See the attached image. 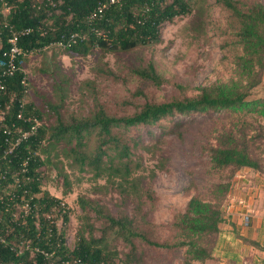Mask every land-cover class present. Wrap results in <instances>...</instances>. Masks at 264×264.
Instances as JSON below:
<instances>
[{"label": "trees", "instance_id": "obj_1", "mask_svg": "<svg viewBox=\"0 0 264 264\" xmlns=\"http://www.w3.org/2000/svg\"><path fill=\"white\" fill-rule=\"evenodd\" d=\"M2 0L0 1V62L2 52L7 47L8 29L32 28L33 31L21 38L20 45L28 51L42 49L53 43L60 46L68 55L86 56L95 47L103 51L127 53L139 47L160 42V28L165 22L190 12L188 0ZM4 2L9 7L3 15ZM221 11L226 13L228 32L233 37L236 50L235 60L242 79L229 83H216L200 87L194 97L181 95L166 102H145L136 107L131 115L117 116L107 112L101 105L85 117L66 116L59 112V105H51L54 121L44 124V114L35 104L23 103L25 96L22 81L26 75L21 70L6 79L4 90H0V229L8 244L0 246V264H62L69 258L80 259L82 264H102L111 253L105 249L103 240L86 239L78 233L77 243L72 251L64 245V228L58 229L46 216L60 201L47 191H41L40 168L45 164L59 167L69 166L79 172H90L92 179H104L100 188L110 187L120 194L124 203L139 177L133 173L139 168L131 160V147L137 142L125 139L121 130L137 126H154L161 120L189 115H209L220 112L257 113L264 116V101L247 100L250 91L260 84L264 72V6L258 0H215ZM102 7L96 16L87 21V16ZM101 34L97 36V32ZM77 33L75 43L65 46L69 35ZM233 51V49L231 48ZM234 52V51H233ZM143 63V64H142ZM132 67V74L140 80L159 88L167 81L157 71L154 61L149 60ZM1 69V66H0ZM113 75L109 71L108 76ZM179 90L182 85H175ZM59 90V88H58ZM21 114L24 120L19 119ZM28 117L39 122L37 131L19 141L20 133L29 131ZM20 132V133H19ZM246 132L232 131L217 136L216 144L204 148L207 152L212 172L230 170L232 174L243 168L264 172L258 157L251 154ZM59 168V169H61ZM64 184L69 187V176L63 172ZM12 190L5 193L7 186ZM233 181L218 182L212 185L210 193L213 201H204L193 194L184 211L177 214L172 222L175 238L170 242L151 241L128 217L112 214L107 207L96 200L79 197L78 204L89 212H94L109 229H117L126 238H139L151 246L163 248H184L180 264H204L211 258L213 238L219 235V225L226 221L223 212L224 202L232 189ZM67 191V190H66ZM65 191V192H66ZM41 194L40 197L36 195ZM28 202L30 210L23 219H14V206ZM64 223L68 216L62 217ZM205 240L202 245L201 240ZM15 241V242H14ZM39 248L40 253L30 257L24 250L16 255L15 248L21 243ZM204 242V241H203Z\"/></svg>", "mask_w": 264, "mask_h": 264}, {"label": "rangeland", "instance_id": "obj_2", "mask_svg": "<svg viewBox=\"0 0 264 264\" xmlns=\"http://www.w3.org/2000/svg\"><path fill=\"white\" fill-rule=\"evenodd\" d=\"M258 1L264 6V0ZM188 2L189 13L161 25L158 44L127 53L95 47L86 56H70L53 44L33 50L22 61L27 79L23 103L31 102L48 114L49 117L44 116V124L54 121L51 105H59V112L66 116L85 117L99 105L117 116H127L145 102H166L181 95L194 97L199 93L197 88L242 81L234 58L233 37L228 33L227 14L220 10L215 0ZM7 11L4 8L3 15ZM149 60L154 61L157 71L167 81L159 88L132 74V67ZM109 71L113 75L108 76ZM175 85H182L183 89L179 90ZM246 99L264 101V72L260 84ZM241 129L246 132L245 140L252 149L251 154L258 157L264 169V116L254 112L176 115L154 126L121 130L125 139L137 142L133 145L128 141L133 146L131 160L139 166L133 176L140 178L124 203H120V194L109 186L97 187L105 184L104 179L94 181L90 172L56 166L53 158L52 165L45 164L40 168L41 191H47L60 204L46 216L40 215L38 209L35 215L38 220L48 218L58 229L64 228V245L69 252L77 243L78 233H83L86 239H102L103 247L111 253L102 264H180L184 248L151 246L139 238H126L117 229L107 228L104 220L94 212H89L86 218V210L79 206L78 198L94 199L112 214L128 217L137 231L151 241L171 243L176 236L172 222L184 211L193 194L204 201H213L212 185L227 179L234 184L237 177V180L242 179L236 175H245L241 170L233 174L228 169L212 172L204 150L206 146L216 144L221 133L232 131L238 136ZM59 171L69 176V187L64 184ZM12 188L8 185L5 193ZM243 190L246 194L241 193ZM240 193L251 203L255 200L254 193H250L245 184ZM23 205L14 206L12 216L15 220L25 216ZM64 215L68 216L65 223ZM226 227L229 225H222L221 229V235L225 237L231 234ZM224 238L219 235L213 238L211 258L204 264H234L230 260V250L223 247ZM33 255L30 253V257Z\"/></svg>", "mask_w": 264, "mask_h": 264}, {"label": "built area", "instance_id": "obj_3", "mask_svg": "<svg viewBox=\"0 0 264 264\" xmlns=\"http://www.w3.org/2000/svg\"><path fill=\"white\" fill-rule=\"evenodd\" d=\"M2 1V0H0ZM119 0H110L109 3L113 4L115 2H118ZM4 8L9 11V7L4 2ZM102 7H98L97 11L92 12L87 16V21L90 22L95 16L96 12H100ZM7 11V12H8ZM4 27L8 29V37H7V47L2 52V58L3 60L0 62V90H4V84L3 82L8 79L9 77H12L16 72L20 71L21 68L19 64L22 63L23 59L32 51H28L27 49H24L20 45L21 38L29 35L33 29L32 28H23V29H13L9 27L8 25L4 24ZM101 33L98 31L97 36ZM78 37H85L84 35L80 36L77 33H72L69 35V38L66 41L65 46H69L72 43L76 42V39ZM52 45V44H51ZM53 45L57 46H64L62 42L53 43ZM22 86L24 88V93H27V83L25 80L22 81ZM23 116L21 114L18 115L19 119H22ZM3 117H0L2 119ZM26 120L31 122V126L29 131L20 133L19 136L16 139V145L19 143L20 140L25 139L27 136L34 134L37 131V128L39 126V122L36 118L28 117ZM241 173V172H240ZM240 176V178L243 177V175H236ZM238 179V177H237ZM235 179V181H237ZM245 196H241L234 194V192H230L224 202L223 205V212L224 217L226 220L233 218L234 216H238L240 220L241 227L243 229H247L250 227L251 224V218L253 214L252 209V203L250 201H247L246 199L242 198ZM23 206L25 207L24 213L27 214L30 210V205L28 202H23ZM8 244L6 242L5 236L3 235L1 229H0V246H4ZM20 245V246H19ZM18 245L17 248H15L13 251H15L16 255H21L24 250H28L31 253H40L41 255H44L46 258H48V255L44 253V251L40 250L39 248L31 247L28 243L21 242ZM51 264V263H50ZM62 264H82L80 259L77 258H69L64 261H62Z\"/></svg>", "mask_w": 264, "mask_h": 264}, {"label": "crops", "instance_id": "obj_4", "mask_svg": "<svg viewBox=\"0 0 264 264\" xmlns=\"http://www.w3.org/2000/svg\"><path fill=\"white\" fill-rule=\"evenodd\" d=\"M242 179L235 181L232 185L231 193L239 195L243 184L248 187L250 193H254L255 200L252 202L253 214L250 227L243 229L238 216L219 225V236L221 235L222 225L231 230V234L226 236L223 241V247L230 250V260L234 264H264V172L252 170L250 168L241 169ZM240 182L241 186L239 185ZM244 194H246L244 192ZM226 249V250H227Z\"/></svg>", "mask_w": 264, "mask_h": 264}]
</instances>
